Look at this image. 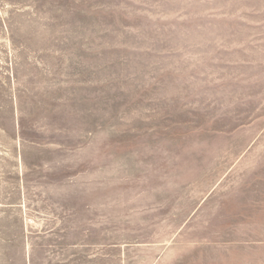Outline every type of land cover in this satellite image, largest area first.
Segmentation results:
<instances>
[{
    "label": "rangeland",
    "instance_id": "374dc122",
    "mask_svg": "<svg viewBox=\"0 0 264 264\" xmlns=\"http://www.w3.org/2000/svg\"><path fill=\"white\" fill-rule=\"evenodd\" d=\"M0 264H264V0H0Z\"/></svg>",
    "mask_w": 264,
    "mask_h": 264
}]
</instances>
